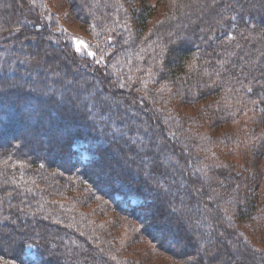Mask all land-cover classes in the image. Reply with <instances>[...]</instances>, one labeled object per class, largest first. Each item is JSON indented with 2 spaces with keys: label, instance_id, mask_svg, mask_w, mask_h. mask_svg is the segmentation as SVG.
<instances>
[{
  "label": "trees",
  "instance_id": "trees-1",
  "mask_svg": "<svg viewBox=\"0 0 264 264\" xmlns=\"http://www.w3.org/2000/svg\"><path fill=\"white\" fill-rule=\"evenodd\" d=\"M66 1L106 64L0 8V51L49 50L0 71V264H264V0Z\"/></svg>",
  "mask_w": 264,
  "mask_h": 264
},
{
  "label": "rangeland",
  "instance_id": "rangeland-1",
  "mask_svg": "<svg viewBox=\"0 0 264 264\" xmlns=\"http://www.w3.org/2000/svg\"><path fill=\"white\" fill-rule=\"evenodd\" d=\"M3 4L2 6H0V8H6L9 9V7L11 6L9 0H2ZM44 6L43 9L45 10V14L42 16L41 20L44 23H47L49 21V17L50 15L54 14L57 18L55 23L58 27V33L60 34L61 32H63L62 34L65 35V37L67 38V40H69V42L74 45L76 51L78 52L79 55H88L89 52H91V50L89 49V42H88V37L86 32L84 31L82 25L83 22L82 20H80L79 18H77L74 14L73 16L70 17V19L68 21L65 20L63 14H66L67 12H71L72 7L68 4V1L66 0H44ZM19 14H21V10L19 8ZM51 20V19H50ZM53 20V19H52ZM11 28L13 31H19L17 24L12 23L11 24ZM25 38L24 40H29V41H33L35 39H37V33H32L30 31H27L25 34ZM6 48V47H5ZM3 48V49H5ZM19 50L21 51L19 54L21 57H19V54L15 53L17 55V57H13L10 54V51L5 49L0 51V71L6 70L8 72H22L23 74L28 72V71H32V68L35 70L36 69V64L30 60L29 57L32 56V54H36L39 55L40 60L45 64L47 57L49 56V50L48 47L44 44H42L41 48L38 47L37 50V45H29L28 47L25 46H20L18 47ZM78 49V50H77ZM54 53V51H53ZM92 53V52H91ZM94 54V53H93ZM58 56L54 58V60L52 61V67L54 69H56V76H62L64 77L65 75V69L62 67V65H60V63L63 61V58L61 55L57 54ZM29 56V57H28ZM93 62L95 63H102V64H106V61L104 62L102 59V56H89ZM104 62V63H103ZM19 70V71H18ZM26 71V72H25ZM25 76V75H24ZM13 81V80H12ZM68 82H70V80H68ZM97 87V85H96ZM44 91V93H50L52 91H49L48 88L46 90H42ZM56 93L59 95L62 93V89H59L58 91H56ZM85 97V96H84ZM83 101H87L86 99H83ZM131 116H137L138 114H134L132 111H130L129 113ZM79 150V158L81 160H85L87 158V152L85 151L84 147L82 145H77L76 147ZM173 157L169 154H166L165 156H163L161 158V161L163 164L165 165H170L172 167H174L175 169H178V165L176 164L175 160L172 159ZM262 160V159H261ZM260 159L257 158V156H255V154H250L248 156V160L246 163L241 165V169L243 168L244 171H246L250 176L252 177H256L258 175H260V172L258 173V170L260 169L261 165H262V161ZM259 190L258 186H253L250 191L251 192H257ZM131 203L134 204L135 200L132 199ZM246 232V229H243ZM247 233V232H246ZM169 246H171L172 249H175V245L171 243H169ZM148 248V246H146V249ZM25 254L27 257L29 258H35V252H34V248L32 246H28L25 249ZM131 257V256H130ZM143 256L138 255V256H132V258L136 259L139 261V264H143L142 262V258ZM150 264H159V263H154L153 260H167L170 261V258L163 256V257H158L155 258V256L150 255Z\"/></svg>",
  "mask_w": 264,
  "mask_h": 264
},
{
  "label": "snow or ice",
  "instance_id": "snow-or-ice-1",
  "mask_svg": "<svg viewBox=\"0 0 264 264\" xmlns=\"http://www.w3.org/2000/svg\"><path fill=\"white\" fill-rule=\"evenodd\" d=\"M77 50H78V49H77ZM88 55H89V56H92V55H94V54H93V53H91V52H89V53H88Z\"/></svg>",
  "mask_w": 264,
  "mask_h": 264
}]
</instances>
